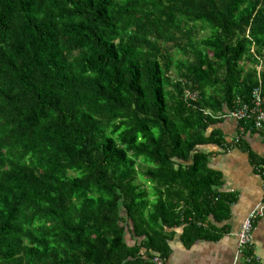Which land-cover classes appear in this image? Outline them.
<instances>
[{"label": "trees", "instance_id": "1", "mask_svg": "<svg viewBox=\"0 0 264 264\" xmlns=\"http://www.w3.org/2000/svg\"><path fill=\"white\" fill-rule=\"evenodd\" d=\"M256 86L264 0H0V264H164Z\"/></svg>", "mask_w": 264, "mask_h": 264}, {"label": "crops", "instance_id": "2", "mask_svg": "<svg viewBox=\"0 0 264 264\" xmlns=\"http://www.w3.org/2000/svg\"><path fill=\"white\" fill-rule=\"evenodd\" d=\"M216 130L232 140L239 132V121L226 114ZM201 149L208 153L209 166L221 174V184L216 188L224 202L213 208L202 207L201 214L180 203L182 224L167 230L170 252L164 264H247L245 256L236 258L238 232L249 211L262 199L264 175L254 165L264 160V134L247 131L243 147L225 149L207 143ZM252 248L257 264H264V216L256 223Z\"/></svg>", "mask_w": 264, "mask_h": 264}, {"label": "built area", "instance_id": "3", "mask_svg": "<svg viewBox=\"0 0 264 264\" xmlns=\"http://www.w3.org/2000/svg\"><path fill=\"white\" fill-rule=\"evenodd\" d=\"M188 98L195 100L197 93L186 92ZM250 103L241 101L237 107H235L228 114L234 116L238 121H244L247 123L252 118V126L255 130H259L264 134V95L259 86L252 89L250 95ZM245 131V126H239V133L233 138L235 141H239L241 133ZM261 174L264 175V160L258 162L254 166ZM264 216V180H263V194L260 203H258L242 222L241 228L238 232V249L236 252V258L246 257L247 261H257V257L254 253L248 255L246 251L253 242V233L256 227L257 221ZM155 264H163V259L160 256H155Z\"/></svg>", "mask_w": 264, "mask_h": 264}, {"label": "rangeland", "instance_id": "4", "mask_svg": "<svg viewBox=\"0 0 264 264\" xmlns=\"http://www.w3.org/2000/svg\"><path fill=\"white\" fill-rule=\"evenodd\" d=\"M199 35H204V33H201V32H200V34H199Z\"/></svg>", "mask_w": 264, "mask_h": 264}]
</instances>
